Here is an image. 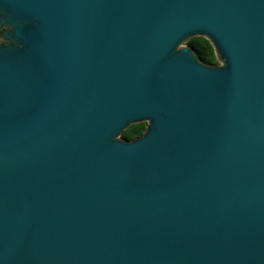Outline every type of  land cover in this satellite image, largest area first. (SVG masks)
<instances>
[{"label":"water","instance_id":"95a60500","mask_svg":"<svg viewBox=\"0 0 264 264\" xmlns=\"http://www.w3.org/2000/svg\"><path fill=\"white\" fill-rule=\"evenodd\" d=\"M1 27L0 264H264V0H0Z\"/></svg>","mask_w":264,"mask_h":264},{"label":"trees","instance_id":"16d2710c","mask_svg":"<svg viewBox=\"0 0 264 264\" xmlns=\"http://www.w3.org/2000/svg\"><path fill=\"white\" fill-rule=\"evenodd\" d=\"M186 46L192 51L196 60L202 64L214 66L216 65V57L214 50L208 39L202 36L185 40ZM145 128V122L141 121L126 126L120 133L119 138L129 141L139 136Z\"/></svg>","mask_w":264,"mask_h":264},{"label":"rangeland","instance_id":"374dc122","mask_svg":"<svg viewBox=\"0 0 264 264\" xmlns=\"http://www.w3.org/2000/svg\"><path fill=\"white\" fill-rule=\"evenodd\" d=\"M185 46H186V44H185V40H184V41H181V42L179 43V45H178V47H185ZM216 60H217V62H216V65H217V66H219V65L222 64L221 59H219L217 56H216Z\"/></svg>","mask_w":264,"mask_h":264},{"label":"flooded vegetation","instance_id":"af4514ba","mask_svg":"<svg viewBox=\"0 0 264 264\" xmlns=\"http://www.w3.org/2000/svg\"><path fill=\"white\" fill-rule=\"evenodd\" d=\"M4 30V27L0 28V33ZM0 40L3 41V38L0 36Z\"/></svg>","mask_w":264,"mask_h":264}]
</instances>
